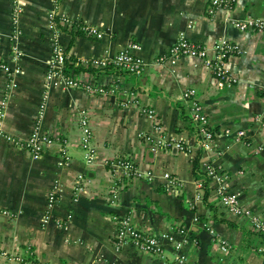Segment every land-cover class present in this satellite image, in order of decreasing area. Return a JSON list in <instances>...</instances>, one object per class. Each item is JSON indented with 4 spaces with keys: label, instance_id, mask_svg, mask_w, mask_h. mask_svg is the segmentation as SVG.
Here are the masks:
<instances>
[{
    "label": "crops",
    "instance_id": "obj_1",
    "mask_svg": "<svg viewBox=\"0 0 264 264\" xmlns=\"http://www.w3.org/2000/svg\"><path fill=\"white\" fill-rule=\"evenodd\" d=\"M208 5L0 0V264H176L178 253L196 264H264V233L227 215L216 192L238 190L264 218V31L234 25L264 14V0ZM180 34L207 56H162ZM219 38L237 46L221 68ZM55 44L71 65L49 78ZM120 50L142 67L95 64ZM189 88L216 132L209 148L194 133ZM34 132L46 137L38 155L24 144ZM168 138L184 148L159 142ZM126 216L161 255L118 240Z\"/></svg>",
    "mask_w": 264,
    "mask_h": 264
},
{
    "label": "built area",
    "instance_id": "obj_2",
    "mask_svg": "<svg viewBox=\"0 0 264 264\" xmlns=\"http://www.w3.org/2000/svg\"><path fill=\"white\" fill-rule=\"evenodd\" d=\"M236 0H209L208 10L214 11L218 7L231 8ZM234 25L241 30H258L264 31V14L253 15L248 14L245 17L239 18L234 21ZM85 30L89 32H96V29L92 26L82 25ZM214 48L216 51L218 68H221L222 59L236 49V44L230 42L228 39L219 38L214 42ZM183 55H194L200 57L207 56V48L202 43L197 41H192L185 37L183 34H180L175 41L168 47V49L163 53L162 56L177 58ZM161 56V58H162ZM66 55L60 47V45L55 44L52 48V55L49 58V68L47 69V76L50 78L54 74H63L65 69ZM95 64L106 65L108 63L123 69L130 71H138L142 67V60L140 57L135 55L129 50H120L113 55L104 56L96 59ZM66 82L76 85L78 79L73 76H70L66 79ZM81 83V81L79 82ZM90 90L96 91L102 90V87L95 85H86ZM184 96L189 101V111L190 117L194 124V133L196 135L198 143H200L204 148H209L214 142L216 132L212 129L210 121L208 119L207 113L202 107L201 103L195 96V91L192 88L186 89L184 91ZM2 115V110L0 108V117ZM242 131H238V134H242ZM38 139L37 132H34L31 137L24 143L25 146L30 147L34 155H38L41 149V142L46 140L44 135H39ZM87 136V135H86ZM42 137V138H41ZM18 142V141H16ZM84 145L88 146V138L84 137ZM161 142L165 146H174L176 148L182 149L184 145L181 141H174L171 138L162 139ZM22 144V143H21ZM126 171H130L134 168V165L129 160L123 161ZM168 175V173H165ZM169 176V175H168ZM170 181L172 178H169ZM173 183V182H170ZM217 199L218 202L223 206L227 215L233 217L245 218L249 221L250 226L256 230L264 233V218L256 216L252 211L245 208L241 202L240 193L236 189L226 188V187H217ZM183 232V229H180ZM116 237L118 240L127 241L130 240L135 246L141 250L153 252L157 255L162 254V246L158 243V240L155 236L150 233H146L141 229H138L134 225L128 216L121 217L118 220V227L116 230ZM222 251H227L230 247L228 242L220 241L218 243ZM181 246L180 242L176 243V247ZM176 264H196L194 261H191L185 253H178L174 256ZM26 264V263H25ZM27 264H30L28 262ZM33 264V263H31ZM40 264V263H34Z\"/></svg>",
    "mask_w": 264,
    "mask_h": 264
},
{
    "label": "trees",
    "instance_id": "obj_3",
    "mask_svg": "<svg viewBox=\"0 0 264 264\" xmlns=\"http://www.w3.org/2000/svg\"><path fill=\"white\" fill-rule=\"evenodd\" d=\"M71 59L70 58H66V65L67 66H70L71 64ZM194 165H195V162H194Z\"/></svg>",
    "mask_w": 264,
    "mask_h": 264
}]
</instances>
